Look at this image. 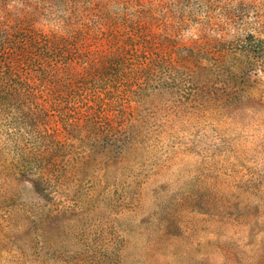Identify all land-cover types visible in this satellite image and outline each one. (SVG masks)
Returning <instances> with one entry per match:
<instances>
[{"label":"rangeland","instance_id":"374dc122","mask_svg":"<svg viewBox=\"0 0 264 264\" xmlns=\"http://www.w3.org/2000/svg\"><path fill=\"white\" fill-rule=\"evenodd\" d=\"M0 264H264V0H0Z\"/></svg>","mask_w":264,"mask_h":264}]
</instances>
